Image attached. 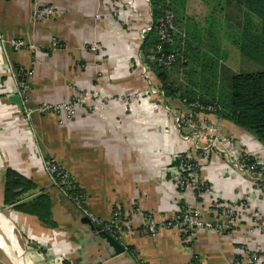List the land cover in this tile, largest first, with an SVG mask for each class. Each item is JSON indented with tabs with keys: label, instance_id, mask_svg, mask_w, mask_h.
<instances>
[{
	"label": "crops",
	"instance_id": "0c3cea01",
	"mask_svg": "<svg viewBox=\"0 0 264 264\" xmlns=\"http://www.w3.org/2000/svg\"><path fill=\"white\" fill-rule=\"evenodd\" d=\"M48 5L56 6L60 14L33 18L35 6ZM152 10V0H0V35L6 41L0 43V203L8 168L47 191L57 226L13 208L10 216L24 235L65 254L64 264H189L191 252L178 229L152 234L137 218L134 230L117 239L90 214L105 223L114 209L126 212L140 207L170 215L182 201L198 206L209 218L206 197H231L252 189L235 167L237 148L206 153L202 152L204 139L198 143L202 148L194 146L192 139L184 140L174 114L188 107L165 94L150 64L154 80L132 69L141 47L140 29L153 20ZM246 12H252L256 23L261 20L263 32L264 0H186L184 10L174 13V41L185 59L178 70L169 69V80L199 96L200 71L210 69L201 66L202 61L216 55L219 75L224 68L234 73L232 59L237 55L250 69L264 70V65L245 57L231 38L242 27ZM16 37H25L38 48L16 50L8 43ZM53 39L62 46L53 50ZM91 43H98L97 52L90 50ZM184 65L190 79L180 85L173 78L178 71L182 74ZM21 82L31 86V106L62 102L80 89H97L103 97L115 99L76 105L75 115L64 119L51 113H33L28 119L14 91ZM198 116L218 126L224 136L239 140L248 151L264 155V143L250 131L216 113ZM185 153L198 162L209 193L183 191L173 181L168 167L175 165L177 154ZM46 157H54L83 189L86 200L81 209L51 185L42 162ZM250 198L252 207L264 215V195L254 191ZM100 229L117 239L123 250H117ZM236 243L264 256V232L251 227L245 217L231 231L197 230L193 248L204 264H240Z\"/></svg>",
	"mask_w": 264,
	"mask_h": 264
},
{
	"label": "built area",
	"instance_id": "2783aa9c",
	"mask_svg": "<svg viewBox=\"0 0 264 264\" xmlns=\"http://www.w3.org/2000/svg\"><path fill=\"white\" fill-rule=\"evenodd\" d=\"M114 15L118 13L117 7H113ZM60 9L56 6L48 5L46 7L35 6L32 10L34 19L52 18L60 14ZM152 31H156L158 43L151 49L149 60L157 62L159 65L170 68L178 58L175 52H166L164 45H174L175 15L172 11H166L165 15L154 22L149 20L140 29V45ZM6 42L0 35V43ZM16 50H28L34 52L38 47L30 43L25 37H16L8 41ZM62 46L57 40H52V48ZM134 55L131 67L133 70H142L146 79L152 80L154 74L146 61L142 49ZM90 50L97 52L98 43H91ZM154 80V79H153ZM23 103V109L26 118H30L33 113L59 115L62 119L67 116H74L76 105H86L88 102H95L97 98L114 100L111 96H102L97 89L92 91L78 90L77 93L62 102H43L37 106H31L29 102V93L31 86L29 83H17L14 87ZM119 100V98H116ZM126 99V98H125ZM189 110L183 113L174 114L176 126L181 130V136L184 140L192 139L194 146L202 148L199 145L201 139L206 141L203 152H210L215 149L230 151L233 147L237 148V159L235 167L243 175V179L252 185L251 191H240L231 197H206L208 204L209 218L205 217L203 211L196 205L180 201L172 210L170 215L157 213L155 211H144L136 207L130 211L123 212L120 209H114L109 222L105 223L94 215L90 214L93 221L102 226L103 230L108 231L117 239L131 233L136 225V219L141 220L145 225L146 231L157 234L159 231L167 228H176L180 231L181 241L190 249L191 256L189 264H204L201 256L193 248L195 242V233L199 229H210L217 232L231 231L238 226L242 219L247 218L251 227H257L264 232V215L258 209L251 205V193L257 192L264 195V155L258 152L248 151L237 139L224 136L218 126L208 124L199 119V113H215L214 104H206L199 100L189 101L183 98ZM179 164L171 165L168 171L171 174L178 188L196 194L209 193L210 185L199 175V164L190 153L177 154L175 156ZM43 167L46 170L51 185L57 188L67 199H69L77 208L81 209L86 200L85 192L79 191L78 184L71 175L54 157H46L42 160ZM12 211V207L9 206ZM235 251L239 257L240 264H264V256L259 250L251 249L246 245L236 243Z\"/></svg>",
	"mask_w": 264,
	"mask_h": 264
},
{
	"label": "trees",
	"instance_id": "16d2710c",
	"mask_svg": "<svg viewBox=\"0 0 264 264\" xmlns=\"http://www.w3.org/2000/svg\"><path fill=\"white\" fill-rule=\"evenodd\" d=\"M186 0H152L153 20L158 22L166 11L173 13L184 10ZM242 27L237 28L231 38L234 45L247 58L264 65V28L261 32V20L256 23L252 12H246ZM156 31H152L142 44V51L146 61L155 71L159 78L161 88L167 96H176L180 91L169 80V69L178 61L184 60V53L174 45H164L165 51L175 52L178 55L176 63L170 68L159 65L149 60L150 50L158 43ZM189 46V43H188ZM189 48L185 51L188 58ZM190 56V55H189ZM218 57V55H216ZM213 56L209 60H203L201 66H210L203 69L198 80L197 87L200 94L185 92L184 98L189 101L199 100L206 104L216 106L215 113L222 118L228 119L234 124L255 134L264 143V70L254 72H234L230 75V93L219 82V59ZM197 97V98H196ZM179 164V161L175 162ZM79 191L84 192L79 187ZM3 205L33 215L42 223L49 226H57L52 210V201L47 191L39 190L34 181L15 169L8 168L5 172Z\"/></svg>",
	"mask_w": 264,
	"mask_h": 264
},
{
	"label": "rangeland",
	"instance_id": "374dc122",
	"mask_svg": "<svg viewBox=\"0 0 264 264\" xmlns=\"http://www.w3.org/2000/svg\"><path fill=\"white\" fill-rule=\"evenodd\" d=\"M232 60H234L232 63L233 64V72H254V71H260L261 70V67H258V66L253 67L254 69H250L251 67L247 64V62H244V60L242 58L238 57V55L235 56V59H232ZM180 62L181 61H178L175 64V66H174L175 69L180 68ZM253 65H257V64L254 63ZM186 69H188V65L187 66L184 65V68L181 69L180 72L183 75L182 74L179 75V71H178V74H176L175 77L173 78V79L177 80V83L179 82L180 85H184V83H186V81H188L190 79L189 76L187 77V74H186L187 70ZM229 71L232 72V69H230ZM231 72L227 73L225 71V68H224L222 70V73H221L220 78H219V82L221 83L222 87L225 88L227 90V92H229V93H230V75H231ZM179 90L180 91L175 96L177 98H175V99L176 100L180 99V101L183 104H185L183 102V98L185 95L187 96V94H185L186 91H183L181 88ZM185 105L187 106V104H185ZM188 110H189V107L187 110H183V111L177 110V112L175 111V113H183V112H187ZM206 123L210 124L211 122H206ZM0 206H1L0 209L2 212H4L7 215L11 214L12 211L9 210V207L2 205V203H0ZM13 232H14V240L16 241V244H17V250L18 251L19 250L24 251V260L27 264H64L65 261H68L67 256L65 254L61 253V255H60L59 252L58 253L55 252L54 251L55 249L52 248V246L49 243L39 244L34 239L30 238L27 233H25V235H24L20 226H16L13 229ZM35 242H36V244H35ZM51 248H52V250H51ZM0 264H14V261H12L10 259V257H8L6 255V253L1 248H0Z\"/></svg>",
	"mask_w": 264,
	"mask_h": 264
},
{
	"label": "bare ground",
	"instance_id": "6f19581e",
	"mask_svg": "<svg viewBox=\"0 0 264 264\" xmlns=\"http://www.w3.org/2000/svg\"><path fill=\"white\" fill-rule=\"evenodd\" d=\"M1 208V207H0ZM1 210V209H0ZM0 248L6 253L14 264H22V250H17V244L14 240L12 225L0 213ZM30 261V260H29ZM23 264H27L25 260Z\"/></svg>",
	"mask_w": 264,
	"mask_h": 264
},
{
	"label": "water",
	"instance_id": "95a60500",
	"mask_svg": "<svg viewBox=\"0 0 264 264\" xmlns=\"http://www.w3.org/2000/svg\"><path fill=\"white\" fill-rule=\"evenodd\" d=\"M19 97V96H18ZM16 99L18 100L17 96H16ZM0 213L3 215V217L12 225L13 229L17 226L15 221L11 218L10 215H7L5 214L4 212H2L0 210ZM101 230V233H103L105 235V237L108 239V241L117 249V250H123V247L121 246L120 242L115 239L114 237H112L110 234H108L107 232L105 231H102ZM24 252V251H22ZM23 261H24V254L22 255V264H23Z\"/></svg>",
	"mask_w": 264,
	"mask_h": 264
}]
</instances>
